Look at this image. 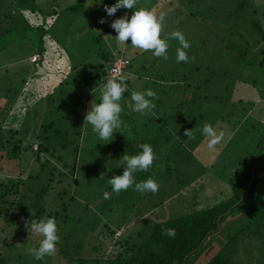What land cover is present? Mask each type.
<instances>
[{"label":"trees","instance_id":"trees-1","mask_svg":"<svg viewBox=\"0 0 264 264\" xmlns=\"http://www.w3.org/2000/svg\"><path fill=\"white\" fill-rule=\"evenodd\" d=\"M40 1L42 0L31 2L22 0L15 10L16 13L12 14V12L7 13L3 9L5 7L3 3L5 2L0 0V44L5 37L13 35L15 37L14 41L12 39L14 45L10 47L16 55L24 50V44L26 46L31 45L28 57L22 59L25 68H23L20 77L10 78L9 69L1 67L4 74L0 79V174L7 175L10 172L9 169L12 171L18 169L17 173L14 172L19 177L0 183V227L6 222L11 223V225L14 223L18 225L20 221H23L30 228V220L38 221L42 218L54 217L59 227V235L62 237L59 252L70 263L264 264V124L260 122L253 126L255 132L258 133L253 144L254 154L248 166L241 169L234 176L232 175L230 179L232 197L227 202L215 203L214 207L205 208L207 206L204 207V204L195 201L188 215L164 222H153L152 218L144 221V218H141L137 222L139 228L127 234L126 229L128 227H124L126 226L125 222L127 223L126 218H119L120 222L114 223V218L111 216L116 214L117 204H121L122 200H135L138 197L137 191L130 188L121 199L117 197L118 195L110 199L105 198L103 195L105 201L100 211H94V214L92 211L91 213L93 217L90 230L95 232L99 226L105 227L110 233V239L117 240L114 248L121 246L122 250L116 258L96 257L88 259L81 256V250L84 247L81 236L89 229L84 227L80 231H76V227L70 223L72 219L70 216L71 203L75 200L73 199L69 204H63L62 211L54 213L49 211L47 202L54 182L53 178L57 174L63 177L71 173L74 179L79 176L76 179L78 181L85 174V170L82 169L85 166L82 165V155L86 154L83 145L88 143L95 133L92 126L85 123V116L91 103L99 102L101 89L107 79L120 76L129 77L127 81L129 91L125 93L121 101L124 109L121 119L125 113L130 114L133 118L132 125L134 127V131H127V126L122 131L117 129L118 132L114 133L111 138L112 142H121L125 147L122 149L125 152L124 155L129 156L141 152L140 145L147 143L153 147L157 156L153 166L147 172L136 173L137 181L153 178L159 184V189L155 192L157 194L148 192L144 193L145 197H152V195L157 197L160 192L162 193L160 180L174 176L178 170L170 162H166L167 157H165L160 147L161 144L171 145V131L163 121L155 122L154 111L157 107L146 115L130 112L131 93L140 91L145 84L149 83V81L146 82L135 74L136 69L140 66L138 63L143 64L145 62H138L137 59H146L148 54L153 57L152 54L149 51L130 47V39L126 46L123 44L120 47L118 43V49H100L96 53H91L90 49H87V44H85L90 37L87 36L89 32L81 34L77 30L73 32L66 30L58 36L60 13L56 6L57 0H44L45 4L51 7L50 11H46V15L45 11L36 5L30 7L31 3L34 4ZM86 1L80 0L79 2L84 3ZM249 1L240 0L237 3L238 11L226 12L221 18L219 14L212 16L211 19L205 17L210 10L216 12L215 6L217 7V4L203 6L199 2L197 7L187 10L188 3L191 6L194 0H186L184 8L183 6L182 8L184 13H190L188 19L190 17L197 19V15H199L198 19L201 21L193 25L197 29L195 33L198 32V28L206 29L204 22L207 20H211L210 26L217 29L219 24L224 25L222 18L226 23L228 18L232 19L237 16L241 10L245 12L246 22L244 24H249V29H246V27L241 29L238 26L242 23L241 21L236 22L234 25L231 23L226 25L229 28L228 32L238 27L237 32L239 35H235L241 36V40L230 42V40L225 39L226 46H231L233 49L229 51L243 54L245 52H238L241 49L237 51L234 47L241 48V46L251 44L252 37L246 41L242 38L249 35L250 29L259 31L256 32L261 39L259 38L257 43L264 47V30L258 20L260 8L253 6L249 11L250 15H246L248 10L246 8H250ZM97 5L98 2H96ZM8 8L10 10L11 7L8 6ZM24 12L28 14H23ZM116 14L118 17L124 16L117 12ZM203 16L204 19H202ZM182 26H184L183 23L178 29H182ZM95 28L99 29L96 26ZM174 31L177 30L174 28ZM109 33L108 30L96 31V42L101 43L104 38L109 36ZM251 33L253 34V32ZM183 34L185 37L189 36L188 38H190L188 41L191 47L187 50V53L191 57V53L200 50L198 44H204V37L200 32L194 36ZM218 35L217 33L216 36ZM176 42L179 44L177 40ZM97 46L101 47L100 45ZM1 48H3L2 45H0V50L6 52V58H8L10 48ZM125 48L127 50L126 54L123 50ZM208 51L210 50H206L207 56L205 57L209 61L217 59L222 61L231 56L223 53L221 57L214 51ZM126 55H129V57H126ZM34 58H37V60L34 61ZM159 60H161V57L154 56L151 63V68L153 67L154 71L156 65L159 66V62H157ZM237 60L239 63H243L244 56L240 55ZM119 62H126L127 65L120 75L115 76L113 71ZM168 65H170L169 60L162 67L168 69L166 73L159 72L158 78L156 77L158 81L154 82L157 86L162 84L163 88L160 89L162 95L173 98L174 95L179 93L182 98H187L182 91L178 92V90L184 89L183 92L187 93L192 90L194 84L198 85L200 82L202 84L201 77H197L193 84L189 83L187 74L189 69L185 70L187 72H183V75L186 76L184 80H179L178 76L181 73L169 70ZM215 69V67L208 68L210 78L205 79L206 84L214 80L213 78L219 74ZM170 72L173 77L169 76ZM22 76L24 78H21ZM206 84L204 85L206 86ZM94 94L97 95L95 99ZM192 94L194 96L193 98L192 96L189 97L190 103L196 100L195 95L200 94V91ZM180 100L181 98L176 100V103H180L177 107L183 109L186 102H183V100L180 102ZM164 102L160 99L159 104L164 105ZM124 106L126 107L124 108ZM258 106L261 105L253 104L248 112H254ZM191 107L189 105V108ZM251 116L249 117L251 118ZM40 122L42 124L39 129ZM179 123L187 124L183 121ZM34 162L35 164L40 163V172L38 171L37 175L30 174L26 179L27 172L34 168ZM92 166L94 167V165ZM50 172V178H52L45 181V175ZM110 178L112 177H102L97 182H93L98 187L99 195L102 196L101 193L105 192L104 189L109 185ZM33 181L35 183L31 185L30 182ZM184 199L188 198L185 197ZM185 202H189V199ZM161 205L160 202L156 206L153 205V207L158 210ZM86 208L85 211L88 213V206ZM132 213L133 216L141 215L139 211H132ZM101 214L105 219L101 217ZM78 220L76 224L83 221L82 218ZM70 225L74 230L70 228ZM168 228L176 229L175 237L170 238L164 234V230ZM81 231L82 233L77 236ZM120 232L124 233L117 236ZM30 234V247L33 249L38 248L42 237L34 232H30ZM77 237H80V240ZM22 243L26 245L25 241H22ZM5 245L8 246L6 243ZM74 250L78 256L77 259L73 257ZM92 250L97 251V247L92 248ZM7 260L6 254L2 252L0 254V264H7ZM49 261L52 264V256H46L43 260L37 261L31 252L28 254L21 253L17 264H49Z\"/></svg>","mask_w":264,"mask_h":264},{"label":"rangeland","instance_id":"rangeland-1","mask_svg":"<svg viewBox=\"0 0 264 264\" xmlns=\"http://www.w3.org/2000/svg\"><path fill=\"white\" fill-rule=\"evenodd\" d=\"M21 1L22 0H4L5 3L3 4L5 7L3 6V9L7 13L12 12V14H14ZM29 1L31 2L34 0ZM79 1L80 0L56 1V6L60 13L57 35H61L62 32L66 30L72 32L77 30V32L81 34L89 32L87 36L90 37L86 40L85 44H87V49H90L91 53H96V51L100 49H118V43L121 47L123 44L115 38L117 33L111 27L112 22L121 17H118L116 13L109 17L105 12V6H112L116 0H87L84 3H80ZM239 1L240 0H224V2L223 0H194V2L191 3L193 5L190 6L188 3L186 9L197 7L199 2L201 5L203 4V6L217 4V7L215 6L216 12L210 10L206 13L205 17L206 19L208 17L211 19L212 16L214 17L219 14L221 18L226 12L238 11L239 8L237 3ZM96 2H98L97 6ZM185 2L186 0H181L183 8ZM45 3L46 2L42 0L34 4L31 3L30 7L32 8V6L34 7V5H36L38 8L44 10L46 15V11H50L51 7L47 6ZM171 3H173V5H171ZM178 3L179 0H138L137 3V9L143 8L155 13L157 16L163 15L166 18L165 27L163 28L164 31L161 37L169 36V34L174 31V28L190 36L197 35L198 32H200L204 37V44H198L200 50L191 53V58L193 59L188 62L177 63L176 49L180 47V45L177 44L174 39L169 40L168 59L161 58V60L157 61L159 62V66L156 65L155 71L153 67L151 68V63L154 60L151 51H149V53H151L153 57H150L151 55L148 54L146 59H137L138 62H145L143 64L138 63L140 66L136 69L135 74H137L139 78L144 79V81H149V83L145 84L143 88L140 89V92L149 90L150 88V90L155 93V99L152 101L155 107H157L156 111H154L155 122L163 121L171 131V145L166 146L161 144L160 147L162 148L163 154L168 159V161L166 159V162H170L178 172L176 171L175 175L168 179L160 180L162 193L160 192L157 197L152 195V197L146 198L144 193L137 192L138 197L135 200L126 201L124 199L121 204H117L116 214H113L111 217L114 218V223L120 222L119 218H126L127 223L125 222L126 226L124 227H128L126 229L127 234L139 228L137 222L141 218H144V221L152 218L153 222H164L188 215L195 201L204 204V207L207 206L205 208H212L215 203L221 204L227 202L232 197L230 188V179L232 175L234 176L241 169L248 166L254 154L253 150H255V148L253 144L258 133L255 132L253 126L257 122L264 124V47H261V45L257 43L258 39H261V37H258L257 32L259 31L256 30V32L250 29V32H248L249 35H245V37L242 38L246 41L252 37L251 44H247L248 46L244 47L241 46V48L234 47L237 51L241 49L238 52H245L243 54H236L233 51H229L233 49L231 46H226L225 39L230 40V42L240 41L241 36L235 35H239L237 32L238 27L231 30L232 34L227 31L229 28H227L226 25L229 23L234 25L236 22L241 21L242 23L238 26L241 29H245V27L249 29V24H244V22H246L245 12L241 10L237 16H234L232 19L228 18L226 23L224 18H222L224 25L222 23L219 24L217 29L210 26L211 20H207L204 22L206 29L198 28V32L195 33L197 29L195 28L196 26L193 25L201 21L198 19L199 15H197V19H192V17L188 19L190 13H184V9L180 7ZM248 3L250 8L246 6V9H248L246 15H250L249 11L251 7L255 6L260 8L258 20L261 22V27L264 30V0H250ZM8 6L11 7L10 10ZM133 11L134 10L122 8L119 9L117 13L121 14V16L127 14L130 18ZM178 13L183 15H179ZM23 14L27 15L28 13L24 12ZM101 19L105 22L101 23ZM202 19H204V16ZM182 23L184 26H182V29H178ZM95 26L99 29H96ZM99 30H108V32H110L109 36L104 38L101 43H97L95 39L96 31L99 32ZM251 32H253V34ZM217 33L219 34L218 36H216ZM188 37L185 38L189 40L190 38ZM14 38L13 35H8L0 44L3 48H10L8 58H6V52L0 50V79L3 77L2 74H4L1 67L9 69L10 78L20 77L23 73V68H25L22 59L28 57L31 45L26 46V44H24V50L16 55L11 49L12 47H10L14 45ZM124 45H128V41H126ZM131 46L132 45H130V47ZM123 50L126 54V48ZM206 50H210L208 52L214 51L219 54L218 56H223V53L231 56L222 61L219 59L209 61V59L205 57L207 56ZM240 55L244 56L243 63H239L237 60ZM126 57H129V55H126ZM167 60L170 61V65H168L169 70L179 71V73H181V75L178 76L179 80H184L186 76L183 75V72L188 69V72H185L188 74L189 83L193 84V81L197 79V77H201L202 84L201 82L198 85L194 84L192 90H189L187 93L183 92L184 89L178 90V92L182 91L183 95L187 98H182V95H179V93L174 95L173 98L171 96L162 95L160 92V89L163 88L162 84L158 86L155 85L154 82L158 81V73H166L168 70L162 68ZM196 67L198 68L196 69ZM210 67H215V70L220 76H215L216 78L214 77V80L206 84L205 79L210 78V72L208 71ZM169 76L173 77L171 72ZM21 78H24V76ZM203 83L206 84V86ZM196 91H200V94L195 95L196 100L191 102V104L189 97L192 96L193 98L194 95L192 93ZM93 96L94 99L97 97L96 94ZM178 98L186 102L183 109L177 107V105L180 104L176 103ZM160 99L165 101L164 105L159 104ZM187 99L188 101H186ZM255 99H257L255 103L261 106H258L254 112L249 113L250 107L255 104ZM181 100L180 102H182ZM189 105L192 107L189 108ZM125 107L126 106H124V108ZM192 110L193 112L191 113ZM130 112L133 114L135 113L131 107ZM121 114H123V112ZM248 115H252L251 118ZM132 119L130 114L125 113L122 117L124 125L122 122V126L119 129L122 131V129H125L127 126V131H134ZM182 121L187 124L179 123ZM205 123H211L218 133H223L220 143L214 148L208 147L209 138L202 134V128ZM41 124L42 122L39 123V129ZM189 130H192V137L185 136V132ZM93 135V138L90 136L91 140L83 145L86 154L82 155V165H85L84 168H82L85 170V174H81L83 177L80 176L82 179L80 181L76 180L79 176L74 179L71 173L63 177L57 174L55 178H53L54 182L50 189L47 206L50 212H61L63 204H69L74 199L75 202L71 203L72 209L70 211V216L72 219L70 223L72 226L76 227V231H80L84 227H88L89 229L81 236L83 238L82 242H84L81 256L88 259H94L96 257L105 259L116 258L122 250V247L118 246L114 248L117 240L110 239V233L105 227L99 226L95 232L90 230L93 217L91 213L92 211L93 214L94 211H100L105 201L103 195L106 191L109 194L108 199L116 195L121 199L126 195L127 191L118 194L113 193L111 185L109 184L105 187V192L101 193V196L99 195L100 193H98V187L95 186L93 182H97V180L102 177L109 178L123 173L124 168L122 166H124V163L122 157L125 152H123L122 149L125 147H123V144L119 141H114V143L111 139L109 141H103L99 139L97 134L94 133ZM133 155H136V153ZM92 165H94V167ZM17 170L18 169H14L16 173ZM9 171L7 175L3 173L0 174V183L1 181L7 182L10 179H17L19 177L14 171L10 169ZM38 171L40 172V163L35 164L34 162V168L27 172L26 179L30 174L37 175ZM50 174L51 172L45 175V181H49V179L52 178H50ZM30 183L33 185L35 182L33 181ZM185 197L189 199V202H185V200H188L184 199ZM160 202L162 204L160 206L161 209L159 208L156 210L157 208L155 209L153 205L156 206V204ZM87 206L89 208L88 213L85 211ZM132 211H139L141 215L133 216ZM101 217L105 219L102 214ZM109 217L110 215L108 219ZM81 218L83 221L76 224L79 221L78 219ZM71 225L70 228L74 230ZM114 225L116 226V224ZM29 229L30 228H28L23 221H20L18 225L15 223L11 225V223L6 222L0 227V254L2 252L6 254L8 259L7 264H17L21 253H31L33 248L30 247L31 234ZM80 233H82V231L79 232L77 236L80 235ZM123 233L124 232H120L117 236ZM77 239L80 240V237H77ZM22 241H25L26 245H23ZM5 243L8 244V246L5 245ZM61 243L62 237H60L59 243L57 244L56 253L52 255V264H79L77 262L70 263L68 259L60 254L59 246H61ZM94 247H97V251L92 250ZM73 257L75 259L78 258L75 254V250L73 251ZM50 262L51 261L48 263L51 264Z\"/></svg>","mask_w":264,"mask_h":264},{"label":"clouds","instance_id":"clouds-1","mask_svg":"<svg viewBox=\"0 0 264 264\" xmlns=\"http://www.w3.org/2000/svg\"><path fill=\"white\" fill-rule=\"evenodd\" d=\"M138 0H116L112 6H105V11L109 17L115 15L119 9L134 10L129 18L127 14L114 20L111 24L112 29L117 35L115 38L122 44L131 41L133 47L151 51L153 56L168 59L169 40H177L180 47L176 49V62H188L191 58L187 50L191 47L190 42L180 31H173L169 36L161 38V33L165 27V17L157 16L155 13L139 8L137 9ZM101 23L105 21L101 19ZM129 77L120 76L107 79L101 89V98L97 103H91V106L85 116V123L92 126L93 131L98 135L100 140L109 141L113 134L118 132L117 129L122 126L121 113L122 99L125 93L129 91ZM152 98V99H149ZM155 93L152 90L143 92L133 91L129 107L134 112L146 115L150 113L155 104ZM202 134L209 138L208 147L214 148L220 143L223 133H218L211 123H205L202 128ZM192 130L186 131V137H192ZM142 151L136 155H123L124 168L122 175L113 176L109 179L113 193H120L133 188L140 193H155L159 189L158 182L153 178L137 181L136 173L147 172L152 166L157 156L150 144L140 145ZM105 198L109 197L107 192ZM30 232L39 234L42 237L38 248L31 250L35 260L41 261L46 256H52L57 251V244L60 240L59 227L54 217L42 218L38 221L30 220ZM168 237H175L176 229L168 228L164 230Z\"/></svg>","mask_w":264,"mask_h":264},{"label":"built area","instance_id":"built-area-1","mask_svg":"<svg viewBox=\"0 0 264 264\" xmlns=\"http://www.w3.org/2000/svg\"><path fill=\"white\" fill-rule=\"evenodd\" d=\"M37 58H34V61H36ZM126 62H119L116 69H114L113 73L115 76H118L122 73L123 69L126 67Z\"/></svg>","mask_w":264,"mask_h":264},{"label":"crops","instance_id":"crops-1","mask_svg":"<svg viewBox=\"0 0 264 264\" xmlns=\"http://www.w3.org/2000/svg\"><path fill=\"white\" fill-rule=\"evenodd\" d=\"M181 0H179V3H178V5L180 6V7H182V5H181ZM179 15H183V14H180V13H178ZM163 108H164V106H163Z\"/></svg>","mask_w":264,"mask_h":264}]
</instances>
